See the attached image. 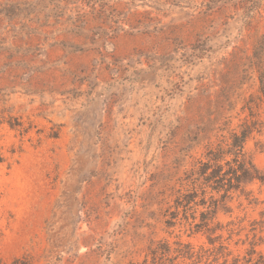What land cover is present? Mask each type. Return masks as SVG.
<instances>
[{"label": "rangeland", "instance_id": "1", "mask_svg": "<svg viewBox=\"0 0 264 264\" xmlns=\"http://www.w3.org/2000/svg\"><path fill=\"white\" fill-rule=\"evenodd\" d=\"M263 35L264 0H0V264L264 263V182L183 215Z\"/></svg>", "mask_w": 264, "mask_h": 264}, {"label": "trees", "instance_id": "2", "mask_svg": "<svg viewBox=\"0 0 264 264\" xmlns=\"http://www.w3.org/2000/svg\"><path fill=\"white\" fill-rule=\"evenodd\" d=\"M237 69L254 81L256 91L245 97L236 94L240 90V81L229 83L231 96L222 99L218 106L220 114L219 125L215 132L220 133L215 147L207 148L205 159H199L194 167L186 172L183 179V215L187 220V213L193 207L204 208L199 214V222L194 223L195 215L192 212V228L199 232L207 229L212 233L216 227L210 228L218 212V206L225 204L235 192L243 193L247 185L254 181L264 182V173L260 171L247 156L245 151L246 142L261 131V121L258 110L264 102V35L257 41L250 55L237 57ZM247 78V79H248ZM226 91V84L223 86ZM234 90V91H233ZM241 103L239 123L231 127V117L222 116L225 111H234L237 104ZM11 128L13 125L9 124ZM198 198V200H197ZM196 209V208H195ZM253 254V250L251 251ZM25 259V258H22ZM260 262L264 264L261 256ZM21 259H16L12 264H18Z\"/></svg>", "mask_w": 264, "mask_h": 264}]
</instances>
